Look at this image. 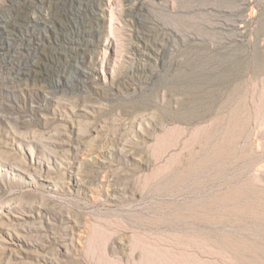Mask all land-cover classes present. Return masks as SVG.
Returning a JSON list of instances; mask_svg holds the SVG:
<instances>
[{
    "label": "rangeland",
    "instance_id": "1",
    "mask_svg": "<svg viewBox=\"0 0 264 264\" xmlns=\"http://www.w3.org/2000/svg\"><path fill=\"white\" fill-rule=\"evenodd\" d=\"M0 80V264H264V0H0Z\"/></svg>",
    "mask_w": 264,
    "mask_h": 264
},
{
    "label": "bare ground",
    "instance_id": "2",
    "mask_svg": "<svg viewBox=\"0 0 264 264\" xmlns=\"http://www.w3.org/2000/svg\"><path fill=\"white\" fill-rule=\"evenodd\" d=\"M0 81H1V80H0ZM2 84H3V83H2ZM2 84H1V85H2ZM2 86H3V85H2Z\"/></svg>",
    "mask_w": 264,
    "mask_h": 264
}]
</instances>
